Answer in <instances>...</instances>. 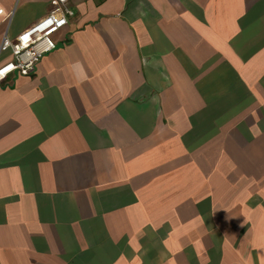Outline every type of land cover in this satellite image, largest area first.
<instances>
[{
  "label": "crops",
  "instance_id": "0c3cea01",
  "mask_svg": "<svg viewBox=\"0 0 264 264\" xmlns=\"http://www.w3.org/2000/svg\"><path fill=\"white\" fill-rule=\"evenodd\" d=\"M68 5L0 83V264H264V0Z\"/></svg>",
  "mask_w": 264,
  "mask_h": 264
},
{
  "label": "built area",
  "instance_id": "2783aa9c",
  "mask_svg": "<svg viewBox=\"0 0 264 264\" xmlns=\"http://www.w3.org/2000/svg\"><path fill=\"white\" fill-rule=\"evenodd\" d=\"M50 11L11 40L5 36L0 50H9L12 60L0 66V83L15 75L28 76L34 72L40 59L54 51L57 43L53 36L61 30L74 11L68 0H50Z\"/></svg>",
  "mask_w": 264,
  "mask_h": 264
}]
</instances>
